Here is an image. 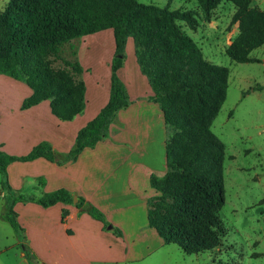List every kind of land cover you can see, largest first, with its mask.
<instances>
[{
  "label": "trees",
  "instance_id": "obj_1",
  "mask_svg": "<svg viewBox=\"0 0 264 264\" xmlns=\"http://www.w3.org/2000/svg\"><path fill=\"white\" fill-rule=\"evenodd\" d=\"M223 0H198L205 21ZM235 6L232 22L238 33L225 52L233 61L256 62L254 49L264 44V10L252 8V0H226ZM199 23L192 10L144 4L138 0H8L0 11V73L23 77L31 89L23 108L49 100L51 113L72 120L86 104L84 80L75 79L82 68L64 60L65 68L51 66L50 57L59 56L69 40L111 29L114 53L110 63V89L106 104L76 133L75 144L67 152H57L41 141L25 155L6 154L0 149L1 189L5 208L0 217L17 235L22 228L15 218L17 202H34L44 207L58 202L72 204L64 188L26 196L13 189L7 179V166L13 161L43 157L61 164L75 160L84 148H93L107 136L109 125L119 109L130 103L124 82L118 75L125 59L129 38L135 61L151 88L149 98L159 106L166 128L167 169L152 174L149 186L154 195L147 198V220L164 244H177L185 253L213 250L227 234L219 211L224 205L223 163L225 145L212 132L211 125L227 94L228 68L203 56L201 48L183 29ZM45 185L44 178H39ZM77 208L104 224L100 209L78 197ZM21 247L29 264H40L26 244Z\"/></svg>",
  "mask_w": 264,
  "mask_h": 264
},
{
  "label": "crops",
  "instance_id": "obj_2",
  "mask_svg": "<svg viewBox=\"0 0 264 264\" xmlns=\"http://www.w3.org/2000/svg\"><path fill=\"white\" fill-rule=\"evenodd\" d=\"M124 65L125 59L118 73ZM131 68L121 79L130 103L116 112L107 136L95 147L84 148L75 160L61 164L38 157L31 161H14L7 166L9 185L20 193L25 195L28 187L37 189L27 178L43 177L45 185L41 187L40 194L64 188L72 198L83 197L100 209L107 223L82 212L74 202H58L46 207L34 202H17L14 205L15 218L22 230L20 237H15L11 243L4 242L1 232L4 226L0 217V264L14 261L10 253L15 259L13 264H29L21 243L26 244L40 264L138 262L164 245L156 230L148 224L147 198L155 193L149 186L150 176L162 175L167 169V133L159 106L149 98L151 88L147 78L137 63ZM107 74L109 79L102 80L101 76L94 79L95 88L100 84L104 87L103 97L96 101L94 109L91 110L93 96L88 99L86 93L84 110L72 120L54 116L49 100L21 109V103L31 95V89L21 79L0 75V82H6L7 89L22 88L17 97L18 116L17 119L12 118L15 123L12 143L8 146L1 138L0 148L11 155H23L37 142L45 140L57 152L70 150L75 144L77 131L108 100L110 71ZM140 124H144V133L138 127ZM44 125L50 129L42 130L45 132L36 136ZM127 125L136 126L142 139L133 137L135 145L131 144V135L126 132ZM122 139L129 141V145ZM0 198L3 202L2 193Z\"/></svg>",
  "mask_w": 264,
  "mask_h": 264
},
{
  "label": "rangeland",
  "instance_id": "obj_3",
  "mask_svg": "<svg viewBox=\"0 0 264 264\" xmlns=\"http://www.w3.org/2000/svg\"><path fill=\"white\" fill-rule=\"evenodd\" d=\"M138 1L160 7L168 6L170 9L194 10L199 23L195 30H191L184 22L179 23L201 48L205 59L228 68L226 98L211 125L212 132L225 145L223 163L225 202L219 215L227 229V234L222 239V245L213 250L188 254L177 244L168 243L138 262L119 264H264V44L250 53L251 57L258 59L256 62H236L226 54L227 46L238 33V22H232L235 6L230 1L223 0L216 6L211 11V19L208 22L204 20L198 0ZM7 2L8 0H0V11ZM250 6L264 10V0H252ZM113 53L112 31L106 29L64 43L59 56L50 57V63L54 68H65L69 72L71 68L64 64V60L76 61L80 64L82 72L74 76L75 79L84 80L87 98L91 99L93 96L91 105L93 110L96 101L103 97L104 93L103 85L100 84L95 88L94 79L98 76H101L102 80L109 79L107 71H110L109 65ZM132 64L136 66L134 45L129 38L125 46V65L118 73L121 79L125 77V72L132 69ZM0 75L9 76L3 73ZM14 79H21L26 83L23 77ZM7 86L6 82H0V98L4 99L0 100V139H4L9 146L14 135L12 128H15L12 118L17 119L16 112L20 109L17 97L22 93V88L15 87L10 90L6 88ZM22 103L21 109H26L22 107ZM91 110L89 113H92ZM138 127L144 133V124ZM43 128L36 132V136L42 135L45 132L42 130H48L49 127L46 128L44 125ZM126 132L131 135L132 145H135L133 137L142 140L136 126L127 125ZM122 140L127 146L129 145V141ZM4 153L9 154L7 151ZM103 158H106V155H103ZM39 178H27L37 189L28 187L26 196L42 195L40 191L43 186L40 185ZM1 180L0 173V193L4 197ZM4 208L5 199L2 202L0 198V214ZM1 222L4 226L1 232L6 244L13 242L15 237H20L7 221L2 219ZM9 256L15 261L12 253Z\"/></svg>",
  "mask_w": 264,
  "mask_h": 264
},
{
  "label": "water",
  "instance_id": "obj_4",
  "mask_svg": "<svg viewBox=\"0 0 264 264\" xmlns=\"http://www.w3.org/2000/svg\"><path fill=\"white\" fill-rule=\"evenodd\" d=\"M72 200H73L74 203H76L78 199H77L76 196H73Z\"/></svg>",
  "mask_w": 264,
  "mask_h": 264
}]
</instances>
